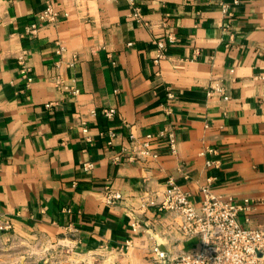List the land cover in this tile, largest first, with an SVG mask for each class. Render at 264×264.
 Returning <instances> with one entry per match:
<instances>
[{"label": "crops", "instance_id": "1", "mask_svg": "<svg viewBox=\"0 0 264 264\" xmlns=\"http://www.w3.org/2000/svg\"><path fill=\"white\" fill-rule=\"evenodd\" d=\"M48 1L58 20L25 34ZM234 1L140 0L144 26L127 0H0V232L156 264L154 247L174 257L200 240L142 197L173 179L199 209L209 178L214 194L252 199L238 221L264 228V0ZM159 40L165 57L154 64ZM57 42L64 62L77 54L73 67L55 63ZM22 49L29 87L18 72ZM58 74L75 80L76 95L53 85ZM103 108L116 113L107 118ZM164 129L175 132V154L158 135ZM146 134L157 157L133 158ZM107 189L122 197L106 203Z\"/></svg>", "mask_w": 264, "mask_h": 264}, {"label": "built area", "instance_id": "2", "mask_svg": "<svg viewBox=\"0 0 264 264\" xmlns=\"http://www.w3.org/2000/svg\"><path fill=\"white\" fill-rule=\"evenodd\" d=\"M131 6L129 16L137 23L144 26H150V23L143 17L142 6L140 0H127ZM237 3V0L234 1ZM223 14L228 17L231 15L230 5L223 2L221 4ZM59 18V11L54 5L48 1L44 8L38 13L37 20L28 25L25 34L34 35L44 25L55 23ZM171 40V37H169ZM157 45V53L153 59L154 64L165 57V42L162 40L154 41ZM66 51V47L57 42L55 53L60 56L56 60V64H65L66 67H73L77 61V54L73 53L71 59L64 62L62 55ZM27 51L22 49L17 56L18 72L25 80L26 87H29L33 81L32 67L26 62ZM53 85L62 92L76 95L78 88L75 80L72 78L69 82L61 75H55ZM213 89L221 91V87ZM212 91L209 90L208 94ZM264 93V87L262 89ZM167 101L171 100L173 95L170 91L166 94ZM224 98H227L224 96ZM166 113H170L171 107L168 103H162ZM95 114V111H91ZM115 108H103L101 114L107 118L115 115ZM83 132L87 133V128H83ZM159 136L167 139L168 150L170 153L177 152V140L175 132L172 129H164L158 133ZM115 133L108 131V145H112ZM130 139H134V135H129ZM88 140L89 137L87 136ZM153 139L152 134H146L141 142L138 154L135 157L140 158H156L157 154L150 151V142ZM115 161H120V155L114 157ZM212 163L207 162V166ZM84 169L89 170L93 167L91 162L83 164ZM206 185L200 188L201 200L200 207L196 209L189 199V193L183 190L173 179L168 180V186L161 191H155L151 195L143 196V204L153 206L159 211H171L180 217V229L187 237L197 236L200 240L199 248L180 253L174 257H170L166 252L154 247L156 254V264H264V228L242 226L238 221V214L242 211H248L254 204L252 199L244 198L241 201L231 196H223L214 194L211 190V178ZM104 201L108 204L115 203L122 196L119 191L107 189L103 194ZM136 222L133 229H135ZM5 228L10 225L6 224Z\"/></svg>", "mask_w": 264, "mask_h": 264}, {"label": "rangeland", "instance_id": "3", "mask_svg": "<svg viewBox=\"0 0 264 264\" xmlns=\"http://www.w3.org/2000/svg\"><path fill=\"white\" fill-rule=\"evenodd\" d=\"M0 264H119L75 242L35 232H0Z\"/></svg>", "mask_w": 264, "mask_h": 264}]
</instances>
